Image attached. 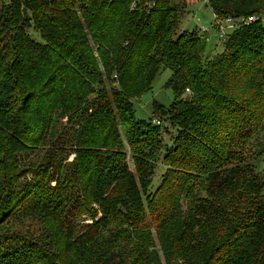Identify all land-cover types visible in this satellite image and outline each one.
<instances>
[{
  "label": "trees",
  "instance_id": "trees-1",
  "mask_svg": "<svg viewBox=\"0 0 264 264\" xmlns=\"http://www.w3.org/2000/svg\"><path fill=\"white\" fill-rule=\"evenodd\" d=\"M175 4L0 0V225L22 207L57 202V188L13 171L58 110L76 129L66 178L81 205L98 206L96 240L110 242L98 264H264V181L242 151L264 131V23L238 25L207 59L204 37L177 33ZM209 4L219 18L264 17V0ZM163 69L175 101L138 121L134 101ZM163 151L166 174L148 193ZM45 165L41 177L55 167ZM9 240L0 237V264H59L36 243Z\"/></svg>",
  "mask_w": 264,
  "mask_h": 264
},
{
  "label": "rangeland",
  "instance_id": "rangeland-1",
  "mask_svg": "<svg viewBox=\"0 0 264 264\" xmlns=\"http://www.w3.org/2000/svg\"><path fill=\"white\" fill-rule=\"evenodd\" d=\"M174 2L177 7V33L197 32L204 37L206 41L205 58L207 59L222 54L226 48L227 37H231L237 31L238 25L231 28L225 26L221 31L218 30L215 27L216 16L209 0H174ZM259 20L264 23V17ZM202 28H206L208 31L202 32ZM221 33H224L225 41L220 38ZM171 77L172 72L169 69L161 70L155 77L152 89L134 101L133 110L138 121L152 122L155 118V104L165 108H169L173 104L175 94L168 84ZM162 123L166 124L163 121ZM75 130L67 125L66 117L57 110L54 113L48 134L38 145L35 153L25 155L20 165L14 169V176H23L19 182L41 178L44 185L57 188L59 190L57 202L49 210L39 209L32 205L16 210L6 222L0 225V237L10 239L11 245H18L24 241L36 243L43 248L47 256L54 257L53 263L57 261L59 264H98L103 258L101 252H107L110 247L107 237L96 240L100 231L95 222L102 217V213L94 204L81 205L78 185L74 181L69 182V179L66 178L67 166L73 164L76 159V152L72 147ZM174 134L173 130L164 134V144L170 146ZM258 140L260 143L257 144ZM263 145L264 131L258 134L242 151L243 155L248 158V163L254 174L264 181V151L260 152ZM5 152L0 151V161L3 156H7L4 154ZM163 156L164 151L159 156L160 159L148 193L158 188L163 175L166 174L167 166L163 162ZM48 160L54 161L55 167L50 171L49 176L41 177L38 169L40 166L46 167L45 163ZM0 163L7 165V162ZM1 174H3V170L0 169V176ZM69 221L74 222L75 233L72 239L74 247L63 256ZM11 238L17 239L19 242L11 240Z\"/></svg>",
  "mask_w": 264,
  "mask_h": 264
},
{
  "label": "built area",
  "instance_id": "built-area-1",
  "mask_svg": "<svg viewBox=\"0 0 264 264\" xmlns=\"http://www.w3.org/2000/svg\"><path fill=\"white\" fill-rule=\"evenodd\" d=\"M210 1V0H209ZM259 21V17L257 16H251V17H247V18H238V19H233V18H219L216 17V22H215V27L218 30H222L225 28V26L231 28L233 26L237 25H243V24H251L254 22ZM208 30L206 28H202V32H207ZM220 38L223 39L225 41L226 37L224 35V33L220 34ZM187 94H190V90H186ZM156 124H160V122L156 121Z\"/></svg>",
  "mask_w": 264,
  "mask_h": 264
}]
</instances>
